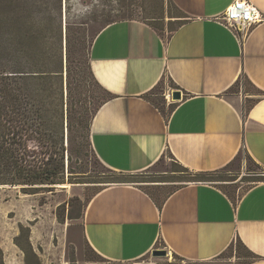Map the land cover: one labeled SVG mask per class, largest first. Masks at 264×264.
Segmentation results:
<instances>
[{
	"label": "crops",
	"instance_id": "1",
	"mask_svg": "<svg viewBox=\"0 0 264 264\" xmlns=\"http://www.w3.org/2000/svg\"><path fill=\"white\" fill-rule=\"evenodd\" d=\"M171 1L186 15L172 33L127 19L91 41L92 72L113 96L91 121L96 157L117 172L160 173L167 158L212 171L245 152L264 168V20L241 39L220 20L234 0ZM250 1L264 14V0ZM241 73L247 89L237 87ZM157 88L165 109L175 103L166 116L145 97ZM174 91L181 98L167 100ZM81 238L90 264H264V181L235 203L212 184H182L161 207L137 185L109 184L84 208ZM237 240L255 258L226 255Z\"/></svg>",
	"mask_w": 264,
	"mask_h": 264
},
{
	"label": "trees",
	"instance_id": "2",
	"mask_svg": "<svg viewBox=\"0 0 264 264\" xmlns=\"http://www.w3.org/2000/svg\"><path fill=\"white\" fill-rule=\"evenodd\" d=\"M29 1L31 3L26 10L22 3H28L27 1L0 0V185L19 186L25 193H35L63 184L66 174L75 172L73 162L81 160L83 156L90 155L100 164L91 146L90 125L98 108L113 96L96 80L89 62V51L85 67L80 68V61L74 65L68 28L64 58L60 11L58 7L52 6L55 3L60 5V0ZM113 1L118 7L113 14L114 18L106 24L139 19L134 15L138 9H142L145 2ZM160 4L159 16L155 19L162 21L160 28L164 27L165 17L174 21L168 22L170 34L182 24L186 15L171 0H161ZM139 20L162 34L151 22ZM248 85L250 81L241 73L237 79V87L247 89ZM96 90L104 92L106 97H98ZM151 94L154 92L146 94V99L156 105L165 116L175 107V103H170L165 109L163 97L155 93L154 99ZM169 155L171 156L170 153ZM243 157L250 164L246 174L238 182L247 183L248 186L230 195L220 184L237 180V176L227 179L226 175L232 171L230 166ZM235 161L212 171H192L174 160L180 166L179 172L188 176L151 180L149 182L152 183V188L141 187L136 180L148 171L125 173L105 167L111 178L102 179L107 184L137 185L159 207L174 189L186 183L212 184L235 203L247 188L264 181V168L245 152ZM164 182L177 183L167 187ZM163 186L167 188L166 193H161ZM14 242L25 252L26 264H41L28 238L27 248L21 246L17 237ZM233 248L243 256L255 258L240 240L229 250ZM0 264H4L1 247Z\"/></svg>",
	"mask_w": 264,
	"mask_h": 264
},
{
	"label": "rangeland",
	"instance_id": "3",
	"mask_svg": "<svg viewBox=\"0 0 264 264\" xmlns=\"http://www.w3.org/2000/svg\"><path fill=\"white\" fill-rule=\"evenodd\" d=\"M24 1L28 3L24 2L22 6L28 10L31 2ZM160 1L145 0L142 9H138L134 16L151 22L165 35L170 28L168 22L174 21H169L170 18L165 17L164 27H159L162 21H158L155 17L159 16ZM52 6L58 7L60 11L64 58L65 34L68 28L74 65L80 61V68L85 67L90 41L103 25L114 18L113 14L118 7L116 2L60 0V5L55 3ZM83 86L88 88L87 84ZM160 89L157 88L154 93H159ZM96 91L98 97H106L101 90ZM249 164V160L243 157L230 166L232 171L226 175L228 176L226 178L232 179L237 176V180L233 183L220 184L228 194L234 195L237 190L248 186L247 183L238 180L246 174ZM73 167L74 174H66L63 184L51 189H41L35 193H25L19 186L0 185V247L3 251L4 264H26L25 252L14 242L16 237L23 248H27L28 238L41 264H90V260L95 259V255L82 242L81 217L92 195L100 188L109 185L103 182L102 178H111V176L106 173L105 166L99 164L90 155L73 162ZM154 170L160 173L148 171L136 179L139 186L152 188L153 185L149 182L151 180L188 176L186 173H180V166L168 158L160 162ZM164 186L170 187L172 184ZM164 186L161 193L167 191ZM234 250L235 248L229 250L226 255ZM168 258L172 264L177 260L173 256ZM29 259L32 261V257Z\"/></svg>",
	"mask_w": 264,
	"mask_h": 264
},
{
	"label": "built area",
	"instance_id": "4",
	"mask_svg": "<svg viewBox=\"0 0 264 264\" xmlns=\"http://www.w3.org/2000/svg\"><path fill=\"white\" fill-rule=\"evenodd\" d=\"M220 20L243 39L254 25L264 20V14L250 0H234L221 14ZM165 97L170 100L172 95L168 93Z\"/></svg>",
	"mask_w": 264,
	"mask_h": 264
},
{
	"label": "water",
	"instance_id": "5",
	"mask_svg": "<svg viewBox=\"0 0 264 264\" xmlns=\"http://www.w3.org/2000/svg\"><path fill=\"white\" fill-rule=\"evenodd\" d=\"M172 98L174 100L180 99L181 98V93L180 91H174L172 93ZM167 252L165 250H154L152 251V255L155 257H164L166 256Z\"/></svg>",
	"mask_w": 264,
	"mask_h": 264
},
{
	"label": "bare ground",
	"instance_id": "6",
	"mask_svg": "<svg viewBox=\"0 0 264 264\" xmlns=\"http://www.w3.org/2000/svg\"><path fill=\"white\" fill-rule=\"evenodd\" d=\"M67 184V183H66ZM55 186V185H54ZM4 187V186H3ZM17 188V187H16Z\"/></svg>",
	"mask_w": 264,
	"mask_h": 264
}]
</instances>
